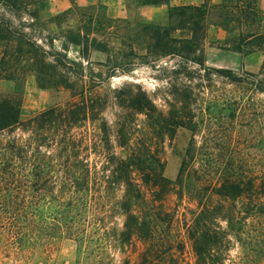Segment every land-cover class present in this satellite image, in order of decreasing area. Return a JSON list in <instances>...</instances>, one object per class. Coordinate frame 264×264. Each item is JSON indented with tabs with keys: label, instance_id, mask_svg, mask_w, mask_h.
Wrapping results in <instances>:
<instances>
[{
	"label": "rangeland",
	"instance_id": "1",
	"mask_svg": "<svg viewBox=\"0 0 264 264\" xmlns=\"http://www.w3.org/2000/svg\"><path fill=\"white\" fill-rule=\"evenodd\" d=\"M134 6V0H17L16 6L10 7L0 0V35L15 33L0 40V79L7 84L0 94L15 96L21 87V117L25 121L52 107L66 115L70 103L80 99L78 93L88 88L85 95L93 102V119L72 124V131L84 146L83 159L105 176L116 159L126 156V149L117 143V124L126 121L141 128L146 121L143 114L121 107L119 98L131 88L141 89L164 113L171 104L182 101L196 125L191 126L194 131L180 128L174 138L165 137L159 148L163 174L176 184L172 192L153 203L161 228L150 251L160 252L149 257L140 240L121 244L110 236L84 244L61 239L49 246L24 247L0 240V264H151L153 259L164 264H264V93L250 84H264V41L254 40L238 51V35L244 27L229 22L228 31L205 32L203 66L174 55L156 57L142 28L161 23L141 19L148 12H136ZM252 25L264 33V14ZM31 42L51 56L35 52ZM54 57L67 68L56 66ZM183 67L195 70L192 79L175 73ZM38 69L44 72L48 88L39 87ZM217 69L230 70L245 82L227 83L215 73ZM52 73L59 74L60 87L52 85ZM233 101L241 105L236 119L228 117ZM104 122L107 134L102 131ZM213 129L217 137L212 136ZM28 135L23 127L13 132L16 137ZM208 137L218 138L210 143L215 149L205 148ZM189 148L195 168L210 166L212 150L219 152L223 164L234 161L245 189L238 200L225 204L236 223L229 226L223 217L216 219L221 240L202 261L188 236L197 202L185 190L183 175L179 183L181 161ZM121 194L120 190L113 192L115 199ZM123 221L124 217L108 213L105 228L114 234Z\"/></svg>",
	"mask_w": 264,
	"mask_h": 264
},
{
	"label": "trees",
	"instance_id": "2",
	"mask_svg": "<svg viewBox=\"0 0 264 264\" xmlns=\"http://www.w3.org/2000/svg\"><path fill=\"white\" fill-rule=\"evenodd\" d=\"M2 1L10 7L17 4V0ZM134 1L138 6H146L169 4L170 0ZM257 4L258 0H222L219 4L205 0L201 5L169 6L167 25L148 23L142 29L156 57L174 55L203 66L202 41L210 24L219 25L225 31L229 22L238 24L239 29L244 27L238 35V51L254 40L264 41V33L252 25L264 14ZM177 32L180 35L175 36ZM8 34V37L0 35V40L10 39L15 33ZM30 47L51 56L35 42ZM53 61L56 66L67 68L57 57ZM35 71L39 87L48 88L44 72ZM214 71L227 83L245 82L230 70ZM175 73L192 79L195 70L183 67ZM50 75L52 85L60 87L59 74ZM207 77L211 81V76ZM250 84L264 93L262 82ZM86 91L88 88L78 93L80 99L70 103L66 115L52 107L25 121L21 117V87L15 96L0 94V240L24 247L28 244L49 246L61 239L84 244L109 236L125 244L136 238L146 244L144 254L149 252L148 256L154 257L160 250H150L156 245L161 219L153 203L161 201L176 185L163 174L159 148L165 137L174 138L180 128L194 131L191 126L196 124L182 101L174 102L164 113L145 92L131 88L118 103L131 112L143 114L146 121L141 128L126 121L117 124V143L126 149V156L116 159L110 174L105 176L83 159L84 146L72 131V124L93 119V102L88 100ZM232 103L228 117L236 119L241 105L239 101ZM20 127L29 134L27 138L13 136ZM102 129L107 134L105 122ZM211 134L218 135L215 129ZM215 140L218 138L205 139V148L215 149L210 146ZM192 151L187 149L181 161L179 183L184 178L185 190L197 202L198 211L188 228V236L198 260L202 261L209 256L210 247L221 240L216 219L223 217L229 226L236 223L234 214L226 208L227 202L238 200L245 189L238 179L234 161L223 164L219 152L212 150L210 166L195 168L190 160ZM115 190L122 192L117 199L113 196ZM140 206L149 210L143 212L138 209ZM111 212L124 217L122 228L114 234L105 228V218ZM151 264L164 263L153 259Z\"/></svg>",
	"mask_w": 264,
	"mask_h": 264
},
{
	"label": "crops",
	"instance_id": "3",
	"mask_svg": "<svg viewBox=\"0 0 264 264\" xmlns=\"http://www.w3.org/2000/svg\"><path fill=\"white\" fill-rule=\"evenodd\" d=\"M113 0H106L107 3ZM205 2V0H170L169 4L163 5H146V6H134V10L136 12H148V15L142 16L141 19L146 22H159L161 25H165L168 23V13L167 10L173 6L180 5H201ZM212 4H219L222 0H210ZM258 8L264 13V0H258ZM126 13V12H125ZM135 13V12H133ZM125 15V14H124ZM129 15V12L127 13ZM207 32H225V30L216 24H210L207 28ZM7 89V84L0 79V92Z\"/></svg>",
	"mask_w": 264,
	"mask_h": 264
}]
</instances>
